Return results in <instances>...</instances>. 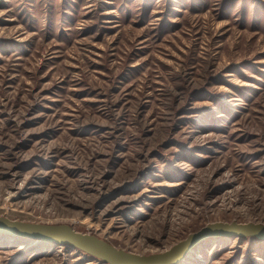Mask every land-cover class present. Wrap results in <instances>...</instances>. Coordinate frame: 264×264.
<instances>
[{
  "label": "rangeland",
  "instance_id": "1",
  "mask_svg": "<svg viewBox=\"0 0 264 264\" xmlns=\"http://www.w3.org/2000/svg\"><path fill=\"white\" fill-rule=\"evenodd\" d=\"M0 216L145 255L264 223V0H0ZM198 245L264 264L262 238ZM0 264L110 263L15 236Z\"/></svg>",
  "mask_w": 264,
  "mask_h": 264
},
{
  "label": "water",
  "instance_id": "2",
  "mask_svg": "<svg viewBox=\"0 0 264 264\" xmlns=\"http://www.w3.org/2000/svg\"><path fill=\"white\" fill-rule=\"evenodd\" d=\"M0 232L43 242L72 244L110 264H175L185 257L194 245L209 237L241 235L264 238V223L213 222L190 234L170 249L148 255L118 248L97 235L80 232L65 223L28 222L0 216Z\"/></svg>",
  "mask_w": 264,
  "mask_h": 264
},
{
  "label": "bare ground",
  "instance_id": "3",
  "mask_svg": "<svg viewBox=\"0 0 264 264\" xmlns=\"http://www.w3.org/2000/svg\"><path fill=\"white\" fill-rule=\"evenodd\" d=\"M0 237H7V238H14L15 237V235H12V234H8V233H0ZM263 240H264V238H262ZM37 241H39V240H37ZM205 241V240H204ZM40 242V241H39ZM46 243H51V244H53V243H55V242H46ZM201 243H203V242H201ZM201 243H199V244H201ZM48 245V244H47ZM203 246H205V245H198V244H196V246L194 245L189 251H188V253L185 255V257H183L182 259H180L179 261H177V263H175V264H183V263H185V262H187V260H189V259H191V258H193V256L195 255V252H197L198 250H200L201 249V247H203ZM200 248V249H199Z\"/></svg>",
  "mask_w": 264,
  "mask_h": 264
}]
</instances>
